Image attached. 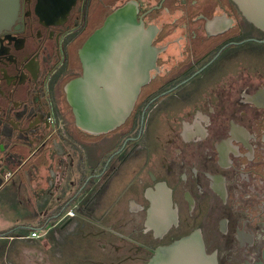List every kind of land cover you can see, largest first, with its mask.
<instances>
[{
  "label": "flooded vegetation",
  "instance_id": "af4514ba",
  "mask_svg": "<svg viewBox=\"0 0 264 264\" xmlns=\"http://www.w3.org/2000/svg\"><path fill=\"white\" fill-rule=\"evenodd\" d=\"M126 5L155 67L125 122L88 134L63 87ZM1 135L25 148L0 167L25 169L41 216L38 238L0 234V264H148L194 232L217 264H264V33L232 0H17L0 31Z\"/></svg>",
  "mask_w": 264,
  "mask_h": 264
},
{
  "label": "water",
  "instance_id": "95a60500",
  "mask_svg": "<svg viewBox=\"0 0 264 264\" xmlns=\"http://www.w3.org/2000/svg\"><path fill=\"white\" fill-rule=\"evenodd\" d=\"M243 18L264 33V0H232ZM17 0H0V31L8 27ZM152 34L137 22L132 6L113 11L78 50L81 74L63 87L75 125L83 132L106 134L130 115L141 88L155 67ZM22 145L13 153L23 157ZM148 264H217L205 253L201 236L194 232L161 247Z\"/></svg>",
  "mask_w": 264,
  "mask_h": 264
},
{
  "label": "rangeland",
  "instance_id": "374dc122",
  "mask_svg": "<svg viewBox=\"0 0 264 264\" xmlns=\"http://www.w3.org/2000/svg\"><path fill=\"white\" fill-rule=\"evenodd\" d=\"M74 64H76V61L74 62ZM3 144H4V149H6V150L15 151V149L17 147V145L14 146V145H12V143H9V141H7V140L3 141ZM18 144H22V142H18ZM22 154H23L22 159H25L26 158V152H25V148L24 147H23V151L21 152V155ZM18 158H19V156H18ZM39 163H40L39 157L32 158L29 161V164L39 165ZM26 164H28V162ZM21 168H23V166ZM19 170L20 169H18V171L14 172V173H7V172L4 173V172H2L0 174V177L3 180L9 179L11 177L12 180L14 181L13 185H15V188H16L15 192H16V200H17V205H16L15 209H12L10 207L8 208L7 206H2V205H6V203H5L6 199L5 198L7 197V195L5 193H2L1 196H3L4 198H2L0 200L1 201L5 200V201H3L4 202L3 204H1V202H0V209H2L3 213H4L3 214V213L0 212V234L1 233H5L6 231H8L11 228H13V226H17V225H19L21 223L22 224H26L28 228H33V227L36 226V223L30 222V221L32 220L31 216H38V215L34 213V211H35L34 210L35 208H33L34 205L30 202L28 197H26V195H25L26 191H28V193L30 191L29 190V187H31V186H29L30 180H29V178L27 176V173L25 172V169H21L22 172L18 173ZM39 174L40 173L38 172L37 173L38 176L34 177L33 181L39 180L38 179ZM34 175H35V173H33V176ZM20 184H22V186H23V188H21V190H20V187H21ZM18 263L19 264H23L22 261L18 262Z\"/></svg>",
  "mask_w": 264,
  "mask_h": 264
},
{
  "label": "crops",
  "instance_id": "0c3cea01",
  "mask_svg": "<svg viewBox=\"0 0 264 264\" xmlns=\"http://www.w3.org/2000/svg\"><path fill=\"white\" fill-rule=\"evenodd\" d=\"M5 131V130H4ZM7 131H5V134H6ZM9 141V143H12L16 140V136H12L10 139L9 138H6L5 135H1L0 136V158L2 157V151L4 152L6 149H4V144H3V141ZM1 165V163H0ZM1 169V168H0ZM2 172H7V173H11L10 170L6 169V170H0V174ZM12 181V182H11ZM14 181L12 180V178L10 177L9 179H6V180H3L1 177H0V199L4 198L2 195V193H5L7 195V197L5 198V200H0L1 204H3L5 201L6 205H2V206H7L8 208H12V209H15L16 208V205H17V200H16V188H15V185H13ZM32 184V183H31ZM21 187H20V190L21 188H23L22 184H20ZM34 187V183L31 185V187H29L30 189H33ZM34 206L33 208H35L34 210V213L37 214L38 216H41V207H40V204L38 203V201L36 200H31L30 201ZM4 208V207H3ZM0 212L3 213V210L0 209ZM4 214V213H3ZM16 225V224H15ZM20 225V224H19ZM22 225V223H21ZM18 226V225H17ZM15 227V226H13ZM12 229V228H11ZM33 230V228H32ZM7 232V231H6ZM2 234V233H1Z\"/></svg>",
  "mask_w": 264,
  "mask_h": 264
},
{
  "label": "built area",
  "instance_id": "2783aa9c",
  "mask_svg": "<svg viewBox=\"0 0 264 264\" xmlns=\"http://www.w3.org/2000/svg\"><path fill=\"white\" fill-rule=\"evenodd\" d=\"M39 232L37 230H32L28 237L30 238H38Z\"/></svg>",
  "mask_w": 264,
  "mask_h": 264
}]
</instances>
